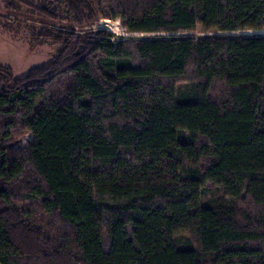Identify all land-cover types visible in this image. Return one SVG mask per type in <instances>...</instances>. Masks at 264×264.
Instances as JSON below:
<instances>
[{
	"label": "trees",
	"instance_id": "16d2710c",
	"mask_svg": "<svg viewBox=\"0 0 264 264\" xmlns=\"http://www.w3.org/2000/svg\"><path fill=\"white\" fill-rule=\"evenodd\" d=\"M20 2L55 53L0 65V264H264V33L177 34L264 0Z\"/></svg>",
	"mask_w": 264,
	"mask_h": 264
},
{
	"label": "rangeland",
	"instance_id": "374dc122",
	"mask_svg": "<svg viewBox=\"0 0 264 264\" xmlns=\"http://www.w3.org/2000/svg\"><path fill=\"white\" fill-rule=\"evenodd\" d=\"M6 1L0 0V65L9 67L15 77H22L32 67L42 65L49 62L54 53L55 47L49 44L39 43L35 37H32L29 32V25H40L43 23L37 15L30 13L24 2L37 5L41 0H9L11 4L20 3V11L16 8H6ZM24 12V13H22ZM32 14V15H28ZM42 21V22H41ZM105 20H99L91 25L85 27L88 30L105 29L112 32L116 37L128 38L150 35L149 33H129L121 26L119 20H107L106 22L111 26L106 28L100 25ZM100 26V27H98ZM65 27V25H64ZM250 33H264L261 31H214L205 32L197 27L196 30L190 32H178V35H224V34H250ZM157 33H152V35ZM164 34V33H158ZM31 36V37H30ZM30 139V134L26 133L22 138L16 142V146L25 145Z\"/></svg>",
	"mask_w": 264,
	"mask_h": 264
}]
</instances>
